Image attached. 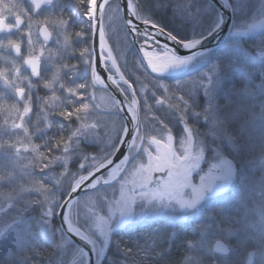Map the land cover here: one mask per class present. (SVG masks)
<instances>
[{
    "label": "snow or ice",
    "instance_id": "6c2138e0",
    "mask_svg": "<svg viewBox=\"0 0 264 264\" xmlns=\"http://www.w3.org/2000/svg\"><path fill=\"white\" fill-rule=\"evenodd\" d=\"M196 2L181 4L197 23L199 13H208L210 30L184 40L142 13L140 0H126L127 12L153 32L138 33L137 25L121 16L120 0H26L19 20L0 26V240L9 246L8 264H102L106 256L107 264H153L149 256L155 240L130 247L113 239L120 219L133 213L137 204L195 208L217 180L227 184L236 175L233 162L221 158L194 177L205 159L206 144L190 116L210 120L213 134L222 131L234 150L250 151L249 163L261 174L248 178L252 189L259 191V198L251 202L255 207L246 204L239 217L221 212L198 225L205 237L215 233L212 244L207 238L186 241L180 264H239L237 256L243 264H264V136L253 150L227 126L244 112L246 122L264 120V106L257 113L246 105L243 100L251 90L241 88L235 90L238 99L232 111L221 113L216 85L230 68L239 66L221 59L208 71L176 84L158 78L202 56L193 50L224 26V18L213 14L211 4L206 2L201 9L193 7ZM80 17L88 20L90 33L98 35V51L91 42L77 46L90 34L76 27ZM114 24L122 26L125 47L128 30L144 37L143 63L136 60L132 66L138 73L135 81L130 75L126 78L125 66L118 64L107 45L106 28ZM232 28L236 37L264 28V14L242 19ZM157 33L190 54L181 55L176 47L160 42ZM230 47L246 51L239 39ZM258 51L264 57V40ZM98 60L106 78L98 71ZM82 63L88 68L83 80L78 79ZM240 67L251 78L247 68ZM200 90L208 102L197 107L193 97ZM98 91H105L110 101V120L103 126L96 119ZM165 105L180 113L182 135L157 115L156 106ZM84 141L95 142L98 150H85ZM33 205L40 213L34 222L25 217ZM33 223L48 229L50 249L30 243ZM110 244L123 253L122 262L109 255Z\"/></svg>",
    "mask_w": 264,
    "mask_h": 264
},
{
    "label": "rangeland",
    "instance_id": "374dc122",
    "mask_svg": "<svg viewBox=\"0 0 264 264\" xmlns=\"http://www.w3.org/2000/svg\"><path fill=\"white\" fill-rule=\"evenodd\" d=\"M23 1L24 0H0V12H2L4 15H7V17L11 20H14L15 17H20L23 14V8L25 7ZM233 3L234 11L235 9H238V12H247L246 10L251 11L250 15H248L250 18L253 16L259 17L261 16V14H264V0H233ZM195 7L202 9L204 5L201 6L196 4ZM204 14L205 13L203 12L199 13L197 18L199 19V16L203 17ZM110 15L111 14H109V16ZM109 23L110 21L106 19L105 25L107 26ZM260 29L262 28H257L256 30ZM250 33L251 32L245 34L242 37L247 38ZM230 35L235 36L233 33V29H231ZM127 36V47H125L122 26H120L119 24H114L110 28H106L107 45L113 50V56L117 58V62L119 65H124L126 57L130 54L131 45H133L128 32ZM225 47L228 50L234 49L230 47V43L226 44ZM137 53L139 54L141 62H143L141 52L137 51ZM243 53L245 55H249L247 51H244ZM256 54L257 55H254L252 57L254 58L255 56H258L259 58H264L259 55V51H257ZM209 59V52L203 53L202 56H197L189 65L185 66V68H183L182 70L167 71L161 74L159 77L164 78L169 76H188V74L190 73H198L199 76L200 74L208 71L210 66L216 62L212 60L208 62ZM202 65H204V68H200L197 71L196 69L200 66L202 67ZM240 66L241 65L235 66V68H239L240 70H242ZM81 67L83 68L84 73H86L87 65L82 63ZM81 74L83 75V72H81ZM225 79L226 77H224L223 80L216 85L215 90L217 106L220 108L221 113H230L232 111L235 102L238 99V97L235 95V90L241 88H247L251 90V94L245 96L243 102L246 105L252 106V109L255 112L259 113L261 111V107L264 106V88L260 87V83H254L253 86L247 84L245 87L241 88H236L230 84L224 87L223 82L225 81ZM222 87H224L225 90H222L221 92ZM199 95L201 96L199 107H202L207 104L208 97L204 95L203 91H201V94ZM220 98L221 100H219ZM95 103L99 105V107L96 109V119H98L101 122V126H103L110 120V117L108 115L110 110V101L108 99V94L105 91H98L96 94ZM164 110L170 112V117H167V120L163 121L170 127L173 126L172 124H178V130L174 131V133L177 136L182 135L183 124L179 120L180 113L177 112L175 114L174 112L168 110L167 105L156 106L157 113L164 112ZM189 119L191 123H193L199 130L201 138L206 144L205 159L201 162V169L194 173V177L198 178L201 172L207 171L212 163H219L221 158H227L228 160L233 162L237 170L234 178L227 184H225L223 180H217L215 185L213 186V189L206 194L205 198L200 202V204L192 209H180L178 207L161 206L152 207L137 204L133 213L126 214L123 218H121L118 226L115 229L124 226L134 228L138 225H144L149 222L157 221L159 218H161L171 221L173 224L177 225L180 228H183L186 232H188L189 235H186V241L204 240L207 238L209 239L207 241V244L211 245V238L213 235H215V233L210 232L207 234V237H205L204 234H202L199 230L198 225L207 224L221 212H226L233 217H239L245 211L246 204L250 207H255V205L251 204V202L252 199L259 198V191L257 190L255 192L254 189H252V186L248 182V178L251 176H259L261 174V169L258 167L253 168L250 165V151L246 150L238 152L234 150L227 136L220 130H217L216 134H213L214 125L210 120H205L203 118L194 116H190ZM247 119L248 113L244 112L239 116L230 119L227 126L231 130L233 135L240 136L242 138V142L248 144L250 149L254 150L258 146L260 138L264 136V120H261L259 117H257L253 122H246ZM173 120H175V122H173ZM86 142L90 146L94 145L95 149L98 150L99 146L95 142ZM40 226L43 237L48 239L50 242L48 229L41 224ZM13 238L14 233L9 235V240ZM35 239L36 236H34V240L32 241L33 243H36L37 239ZM185 242L184 244H182V255L179 260V264L186 252ZM3 246H5L8 251V244L5 241L0 240V247ZM235 258L239 261V264H243L242 257L237 256ZM122 259L124 260V258ZM122 259L119 262H122Z\"/></svg>",
    "mask_w": 264,
    "mask_h": 264
},
{
    "label": "trees",
    "instance_id": "16d2710c",
    "mask_svg": "<svg viewBox=\"0 0 264 264\" xmlns=\"http://www.w3.org/2000/svg\"><path fill=\"white\" fill-rule=\"evenodd\" d=\"M230 1L234 7L233 0ZM206 2L209 3L208 0H198L196 4L203 6ZM140 3V10L142 13L148 15L153 20V22L176 35L181 40L191 38L196 32L206 34L207 31L210 30L207 19L209 14L205 13L203 17L199 16V19L197 18L199 22L197 23L191 17H189L187 11H185L183 5L181 4L182 0H140ZM195 6L193 5V7ZM212 9L213 14L217 13L213 6ZM246 11L247 12H238L235 9L233 25L242 19L250 18L248 15H250L251 11ZM88 23L89 22L86 18L80 17L77 21L76 27H84L86 33H90V29L87 27ZM235 39L240 40L243 48L246 49L249 55H245L243 52H239L236 49L228 50L225 47L226 44ZM262 40H264V28L251 32L247 38L229 35L221 46L210 52V59L208 62L210 60L217 61V59H221L226 64L241 65L242 67L247 68V70L252 74L251 78H248L244 71L240 70L239 68H235L234 66V68L232 67L229 69L227 75L225 76L226 79L223 82L224 87H226L228 84L233 85L236 88L245 87L247 84H250L251 86H253L254 83L261 84V81L264 80V77L261 76V70H264V58H259L258 56L253 58L252 56L257 55L256 52L258 51V47ZM89 42H91V33L86 36L82 42H78L77 46H79L80 43L88 44ZM136 60L141 61L137 50L133 45H131L130 54L126 57V64L124 63L123 65L125 66V69L124 67L122 68V70L124 69L123 71L126 72V78L130 75L131 81H135L136 75H138V73H136L132 67L135 65ZM200 68H204V65H202V67L200 66L196 70L198 71ZM194 76H198V73H190L188 76H169L158 78L167 82L168 84H176L178 81L182 82L189 80ZM134 87L138 88V85L134 84ZM224 87L221 88V92L222 90H225ZM201 91L202 90L198 91L193 97L194 103L197 107H199V102L201 100V96L199 95L201 94ZM219 100H221V98ZM159 113H157V115H159L162 120H167V117H170V112L167 110ZM173 122H175V120H173ZM172 125L173 126H171V128L173 131H177L179 127L178 124ZM83 144L85 150L87 151L96 150L94 145L90 146L86 141H84ZM77 165L78 160H74L72 162V166L75 167ZM33 206L27 211V215L29 217L28 219L34 222L36 219H38L40 213L39 206ZM33 231L37 239H35L36 243H34L41 249H50L51 243L48 239L43 237L39 223H33ZM187 234L189 235V233L183 228L178 227L171 221L159 218L157 221L149 222L144 225H138L134 228H129L126 226L117 228L114 230L112 236L114 240H122L130 247L145 246L146 242L155 240V247L152 248V255L149 256V259L153 262V264H179V260L182 255V244H184V242L187 240ZM28 247H30V244ZM156 253H160V255H156ZM109 255L114 257L118 262L124 258L123 253L118 248H116L114 244H110L109 246ZM8 256L9 255L6 247H0V264H8L10 259ZM12 259H16V257H12ZM34 259L40 260L41 258L34 257ZM107 260L108 256L105 257L104 261H102V264H107Z\"/></svg>",
    "mask_w": 264,
    "mask_h": 264
},
{
    "label": "water",
    "instance_id": "95a60500",
    "mask_svg": "<svg viewBox=\"0 0 264 264\" xmlns=\"http://www.w3.org/2000/svg\"><path fill=\"white\" fill-rule=\"evenodd\" d=\"M208 1L217 9L218 13L224 18L225 24L221 30L214 32L211 36H208L207 39L203 42V44L200 46L198 50H193V51H200L202 53L208 52L214 49L215 47L219 46L227 37L231 29L232 23H233V10H232V7L229 6L231 5L229 0H208ZM120 3H121V9H122L121 11L122 17L125 20H132L133 23L137 25L138 33H143L145 30H147L148 32L154 31L151 28V26H145L141 24L130 13L127 12L126 0H120ZM128 34L134 46L140 52V48L138 47L136 41L138 40V41L143 42L144 37L139 34H133L130 30H128ZM156 35H157V39L160 42H166V43H169L171 46L176 47L181 55L190 54L188 51L183 49L179 44H173L171 41H168V38L166 35H161L159 33H157ZM91 43L98 51V35L91 34ZM157 47H159V45H157ZM98 71H100L101 74L105 76L106 78L107 72L104 71L103 64L100 63L99 60H98ZM113 91L115 90L113 89ZM116 94L119 98L123 99V97L119 94V92H116ZM57 220H59V217H57ZM79 243L81 246L87 247L86 245H84L83 242H79Z\"/></svg>",
    "mask_w": 264,
    "mask_h": 264
},
{
    "label": "flooded vegetation",
    "instance_id": "af4514ba",
    "mask_svg": "<svg viewBox=\"0 0 264 264\" xmlns=\"http://www.w3.org/2000/svg\"><path fill=\"white\" fill-rule=\"evenodd\" d=\"M23 2H24V5H25L26 4V0H24ZM20 17H15L14 20H12V21H17V20H19ZM9 19L10 18H8L7 15H4L2 12H0V26H6L5 22L7 20H9ZM12 35L15 36L16 33H13ZM81 72H83V75L81 74ZM85 77L86 78L88 77V68L86 67V73H84L83 68L81 67L80 75H79L78 79L83 80V79H86ZM25 217L29 218L28 215H27V212H25Z\"/></svg>",
    "mask_w": 264,
    "mask_h": 264
},
{
    "label": "bare ground",
    "instance_id": "6f19581e",
    "mask_svg": "<svg viewBox=\"0 0 264 264\" xmlns=\"http://www.w3.org/2000/svg\"><path fill=\"white\" fill-rule=\"evenodd\" d=\"M137 42V45H138V47L140 48V46H141V41H136ZM183 68H185V67H183ZM183 68H180V69H170V70H168V71H179V70H182Z\"/></svg>",
    "mask_w": 264,
    "mask_h": 264
}]
</instances>
